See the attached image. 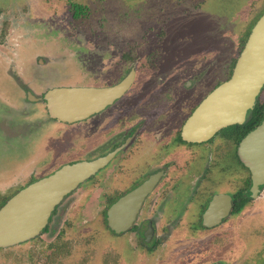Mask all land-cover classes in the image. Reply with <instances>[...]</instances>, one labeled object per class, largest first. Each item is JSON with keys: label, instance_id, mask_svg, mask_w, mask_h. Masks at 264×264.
<instances>
[{"label": "rangeland", "instance_id": "rangeland-1", "mask_svg": "<svg viewBox=\"0 0 264 264\" xmlns=\"http://www.w3.org/2000/svg\"><path fill=\"white\" fill-rule=\"evenodd\" d=\"M74 2L87 14L75 18ZM263 12L264 0H0V204L34 175L66 161L68 145L81 151L90 141L89 120L67 133L41 115V103L26 109L30 96L4 55L33 92L46 85H107L134 67L138 81L120 104H141L171 87L195 107L230 77ZM104 185L96 178L66 197L48 231L0 248V264H125L122 235L106 225ZM263 232L264 226L257 234ZM206 259L193 263L210 264ZM131 264L160 263L151 253Z\"/></svg>", "mask_w": 264, "mask_h": 264}, {"label": "flooded vegetation", "instance_id": "flooded-vegetation-1", "mask_svg": "<svg viewBox=\"0 0 264 264\" xmlns=\"http://www.w3.org/2000/svg\"><path fill=\"white\" fill-rule=\"evenodd\" d=\"M4 56L9 57L8 66L13 67L14 75L30 96L29 101L27 98L24 101L26 109L35 102L41 103L44 108L41 115L46 114L50 121L61 123L63 132L67 133L82 121L90 122L89 144L81 151L80 145H68L64 150L66 161L59 162L48 174L34 175V179L30 175L32 180L28 184L52 174L65 164L110 157L104 166L56 205L47 225L35 238L48 231L53 214L66 197L99 178L104 179L106 188V225L113 234L122 235L121 252L125 264L151 253L160 264H194L193 260L198 256L208 258L203 263L210 260V264L230 261L231 264H264V232L257 234L264 226V184L253 190L252 171L240 156L242 139L264 118V102L260 101L262 91L255 106L263 107V116L251 129L244 133L234 132L228 126L208 140L192 141L184 133L185 122L208 94L193 107L183 98L184 95L174 94L168 87L166 93L156 94L141 104L122 105L120 101L138 81L136 68L132 67L119 80L100 85L117 84L135 70L134 80L124 95L90 117L69 123L50 115L44 96L52 88L81 85H46L33 92L11 55ZM42 62L40 65L44 64ZM35 111L36 108L29 112L35 114ZM36 114L39 116L40 111ZM119 169L122 174L117 179ZM149 181L153 182L152 187L131 225L116 233L108 225V212L119 199Z\"/></svg>", "mask_w": 264, "mask_h": 264}, {"label": "water", "instance_id": "water-1", "mask_svg": "<svg viewBox=\"0 0 264 264\" xmlns=\"http://www.w3.org/2000/svg\"><path fill=\"white\" fill-rule=\"evenodd\" d=\"M132 70L111 86L56 87L44 96L50 115L60 121L86 119L120 98L130 88ZM264 87V12L253 26L231 76L216 86L194 109L184 125L186 137L205 141L221 129L243 124ZM240 156L253 174L254 191L264 184V118L241 141ZM107 157L65 164L11 196L0 207V248L35 238L47 225L62 199L104 166ZM153 182L149 181L119 199L108 212V225L116 233L126 230Z\"/></svg>", "mask_w": 264, "mask_h": 264}, {"label": "trees", "instance_id": "trees-1", "mask_svg": "<svg viewBox=\"0 0 264 264\" xmlns=\"http://www.w3.org/2000/svg\"><path fill=\"white\" fill-rule=\"evenodd\" d=\"M71 9H72V11H73V16L75 17V18H78V17H80V16H84V15H86L87 14V12H88V9H87V7L86 6H84V5H82V4H80V3H77V2H74V3H71ZM263 14V13H262ZM261 14V15H262ZM260 15V16H261ZM259 16V17H260ZM259 19V18H258ZM257 19V20H258ZM257 20L253 23V25L251 26V29L249 30V32H248V34H247V38H248V36H249V34H250V32H251V30H252V28H253V26L255 25V23L257 22ZM247 38H246V41H247ZM246 41H245V43H246ZM245 43H244V45H245ZM244 45H243V47H244ZM243 49V48H242ZM237 60V59H236ZM236 63V62H235ZM235 66V65H234ZM232 72H233V70H232ZM232 74V73H231ZM231 76V75H230ZM262 109H263V107L261 108L260 106H255L254 107V109H253V111H252V113H251V117H250V119L247 121V123H245L244 125H239V124H237V125H233V126H231L230 127V129L232 130V131H240V132H243L244 133V131L246 130H248V129H251L252 127H253V125L255 124V123H257L261 118H262V116H263V113H262ZM11 197V196H10ZM10 197H8V198H6L5 200H3L2 201V203L0 204V207L2 206V205H4L5 204V202L10 198Z\"/></svg>", "mask_w": 264, "mask_h": 264}]
</instances>
